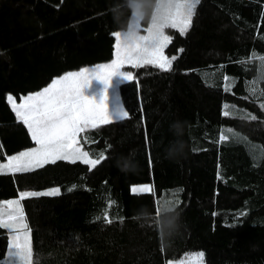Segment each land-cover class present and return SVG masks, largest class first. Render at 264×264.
<instances>
[{"label": "trees", "instance_id": "1", "mask_svg": "<svg viewBox=\"0 0 264 264\" xmlns=\"http://www.w3.org/2000/svg\"><path fill=\"white\" fill-rule=\"evenodd\" d=\"M130 5L0 0V165L35 146L6 95L19 101L110 63ZM166 33L171 70L127 68L132 79L118 88L127 118L78 136L91 159L103 153L95 167L57 160L0 174V203L59 189L21 201L31 264H168L195 252L205 264H264V0H199L187 31ZM142 211L148 219L136 218ZM171 212L180 226L169 234ZM9 238L0 228V264Z\"/></svg>", "mask_w": 264, "mask_h": 264}, {"label": "snow or ice", "instance_id": "2", "mask_svg": "<svg viewBox=\"0 0 264 264\" xmlns=\"http://www.w3.org/2000/svg\"><path fill=\"white\" fill-rule=\"evenodd\" d=\"M143 2L144 0H131L130 6L136 9L133 18L124 32L113 33L117 39V56L111 63L68 73L53 80L39 92L20 97L21 103H17L11 94L6 95L18 122L27 127L31 139L38 147L8 158L7 164L0 165V174L5 169L27 172L57 160H71L73 163L81 160L84 164L95 167L99 160L103 159V153H99L96 159H91L89 152L79 146L78 134L101 123L108 124L112 120L127 118L128 113L119 103L118 91L120 81L132 79L131 72L121 71L125 63L137 68L148 65L163 71L171 70L172 61L176 56L169 59L164 55V48L171 40L164 29L176 28L184 34L191 26L193 10L199 0H156L152 22L141 27L140 8ZM142 32L144 34H141ZM227 79V76L223 77L224 81ZM93 81L103 85L99 98L95 94H84V89ZM249 87L253 90L250 95L255 96V83ZM112 101H115V104L110 107ZM228 107L227 104L224 105L225 109ZM223 115L228 116L229 112L224 111ZM251 118L256 119L255 116ZM227 138L224 135L220 137L221 140ZM137 190L152 191L151 186L132 189L133 192ZM40 194H59V189H53L50 193L24 192L21 196ZM6 203L7 212L0 210V228L8 230L13 241L7 252L6 264H31L32 251L28 236L20 235L21 229H26L27 225L22 223L23 217L19 214L18 205L15 202ZM157 215H160L159 208ZM197 260L202 264L203 253H199L198 257L188 256L181 264H196Z\"/></svg>", "mask_w": 264, "mask_h": 264}, {"label": "rangeland", "instance_id": "3", "mask_svg": "<svg viewBox=\"0 0 264 264\" xmlns=\"http://www.w3.org/2000/svg\"><path fill=\"white\" fill-rule=\"evenodd\" d=\"M157 6V5H156ZM156 8V7H155ZM195 9V8H194ZM155 10V9H154ZM135 12H136V9H134L133 8V14H132V17H131V19L133 18V16H134V14H135ZM193 12H194V10H193ZM141 27H142V25H141ZM169 28H171V27H166L165 29H164V32H165V34L166 35H168L167 33H166V29H169ZM171 29H176V28H171ZM176 30H178V29H176ZM141 34H144L143 32L141 33ZM168 45V44H167ZM166 45V46H167ZM166 46H165V48H166ZM165 48H164V50H165ZM165 55V54H164ZM116 56H117V54H116ZM166 56V55H165ZM170 59V58H169ZM111 63V62H110ZM106 64H109V63H106ZM101 65H105V64H101ZM97 66H100V65H96V66H93V67H90L89 69H94L95 67H97ZM130 67H133L132 66V64H130V63H125L123 66H122V68H121V71H124V72H130L129 70H127V68H130ZM128 80H122V81H120V83H119V85H121L122 83H125V82H127ZM89 87H103V85L100 83V82H98V81H93L92 83H91V85L89 86ZM85 89H88V87L87 88H85ZM119 100H120V98H119ZM119 103L121 104V102L119 101ZM34 147H38V145H35ZM81 147V146H80ZM26 150H28V149H26ZM26 150H23V151H26ZM22 152V151H21ZM19 154V153H18ZM17 155V154H16ZM10 158V157H9ZM65 161H69V162H71V160H65ZM77 161H80V162H82L81 160H77ZM8 163V159H7V161H6V163L5 164H7ZM50 163V162H49ZM83 163V162H82ZM46 164V163H45ZM36 168H38V167H35L34 169H36ZM5 172H9L10 170H7V169H5L4 170ZM141 186H149V185H136V186H133L132 187V189L135 187V188H137V189H139ZM131 189V190H132ZM50 192H52V190L51 191H48V192H46V193H50ZM132 193H136V194H138V193H146V192H140L139 190H137L136 192H133L132 191ZM24 197L25 196H20L18 199H15V200H11V201H6V202H15V204L16 205H18V208H19V210H20V212H19V214L20 215H22V217H23V220H22V223L23 224H26L27 225V223H26V220H25V216H24V213H23V209H22V203H21V201L24 199ZM6 202H3V203H0V210H3V211H5V212H7V203ZM8 231V230H7ZM8 233H9V246H8V251H9V249H10V246H11V244H12V234L8 231ZM20 235L23 237V236H25V235H27L28 236V242H29V240H30V238H29V232H28V227L26 228V229H21V232H20ZM29 244H30V242H29ZM7 251V252H8ZM199 253H202V252H195V253H192V254H190V255H188V256H193V257H198V254ZM188 256H186V257H188ZM186 257H185V259H186ZM184 259V260H185ZM184 260H182V261H184ZM4 262H6V258H5V260H4ZM31 263H32V257H31ZM168 264H181V261H179V262H169ZM196 264H199V261L197 260L196 261ZM202 264H205L204 263V256H203V261H202Z\"/></svg>", "mask_w": 264, "mask_h": 264}, {"label": "clouds", "instance_id": "4", "mask_svg": "<svg viewBox=\"0 0 264 264\" xmlns=\"http://www.w3.org/2000/svg\"><path fill=\"white\" fill-rule=\"evenodd\" d=\"M151 2V0H144L142 7L140 9V23H151L152 22V15H149L144 9L147 8L148 4ZM174 130H179L181 128V124L179 121L175 122L172 125ZM134 151V150H133ZM174 150L169 149L168 155L169 158H172L174 156ZM137 219H148V216L142 211L141 213H138ZM179 213L171 212L169 213L168 217V227L170 229V233L173 231H177L179 229Z\"/></svg>", "mask_w": 264, "mask_h": 264}, {"label": "crops", "instance_id": "5", "mask_svg": "<svg viewBox=\"0 0 264 264\" xmlns=\"http://www.w3.org/2000/svg\"><path fill=\"white\" fill-rule=\"evenodd\" d=\"M121 32H124V31H121ZM114 38H115V42H114V50H113V55H114V57H113V60H115L116 59V54H117V48H116V45H117V39H116V37L114 36ZM112 60V61H113ZM111 61V62H112ZM87 68H90V67H87ZM77 72H79V71H77ZM73 73H76V72H73ZM64 75H66V74H64ZM64 75H62V76H60V77H56L55 79H58V78H61V77H63ZM55 79H53V80H55ZM52 80V81H53ZM131 80V79H130ZM130 80H128V81H130ZM50 85V84H49ZM44 89V88H43ZM42 89V90H43ZM101 89H102V87H88V89H84V94L85 95H89V96H92V95H96L97 96V98H99V94H100V91H101ZM41 91V90H40ZM39 92V91H38ZM36 93V92H35ZM32 94H34V93H32ZM27 96V95H26ZM120 101V100H119ZM17 103H21L22 101L21 100H19V101H16ZM115 104V101H112V104H110V107H112L113 105ZM119 120H122V119H117V120H112V122H115V121H119ZM111 122V123H112ZM101 124H103V123H101ZM100 124V125H101ZM29 134H30V132H29ZM80 135V133L78 134V136ZM78 136H77V139H78ZM30 137H31V135H30ZM35 143V142H34ZM3 173H13V171H9V172H3ZM28 232H29V238H30V231H29V229H28ZM29 242H30V247H31V239L29 240ZM31 251H32V247H31Z\"/></svg>", "mask_w": 264, "mask_h": 264}]
</instances>
